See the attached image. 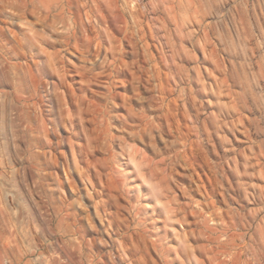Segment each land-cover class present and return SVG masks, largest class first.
Returning a JSON list of instances; mask_svg holds the SVG:
<instances>
[{
  "label": "rangeland",
  "instance_id": "374dc122",
  "mask_svg": "<svg viewBox=\"0 0 264 264\" xmlns=\"http://www.w3.org/2000/svg\"><path fill=\"white\" fill-rule=\"evenodd\" d=\"M0 264H264V0H0Z\"/></svg>",
  "mask_w": 264,
  "mask_h": 264
}]
</instances>
